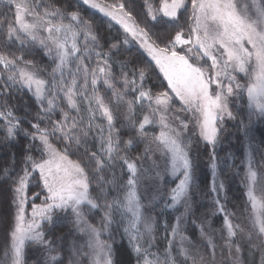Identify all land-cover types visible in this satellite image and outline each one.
I'll list each match as a JSON object with an SVG mask.
<instances>
[{
  "label": "snow or ice",
  "instance_id": "1",
  "mask_svg": "<svg viewBox=\"0 0 264 264\" xmlns=\"http://www.w3.org/2000/svg\"><path fill=\"white\" fill-rule=\"evenodd\" d=\"M82 5L97 9L120 25L126 34L123 41L111 43L104 52L94 22L59 0H0V143H11L21 133L30 141L21 170H3L11 181L15 215L0 264H27L26 245L46 251L45 264H64L61 252L45 234V225L54 224L58 213L70 214L76 230L85 237L84 244L70 254L68 264H80V257H87L89 264H114L112 245L102 239V233L117 216L128 222L124 231L137 264H214L216 245L203 227L206 253L194 246H190L191 251L186 248L184 242L189 238L183 235L179 250L170 242L163 260L149 251L153 225L138 195L143 172L136 161L151 159L157 152L165 158V172L179 179L171 190L169 206L184 204L187 214L193 163L190 144L183 135L192 123L194 134L198 130L200 139L211 146V191L218 197L224 190L223 181L216 183L215 146L225 118H236L229 107L230 98L246 96L249 123L253 116L264 118V0H161L158 9L149 6L151 19L166 24L174 34H150L122 0H82ZM128 35L155 62L167 81L166 89L157 93L145 90V69H139L137 85L135 72L129 79L124 65L120 77L123 86H117L111 56L113 50L129 43ZM37 50L51 61L50 70L32 58ZM66 75L70 79H65ZM101 80L111 90L116 109L124 107L127 123L121 127L132 133L126 140L116 124L118 112L99 95ZM25 91L38 106L34 117L27 119L30 128L22 127L25 120L8 104L13 93ZM58 99L66 101L76 115L58 104ZM145 102L150 115L138 119L137 106L143 109ZM82 104H86L87 120ZM57 109L60 117L53 119ZM97 112L107 121L106 126L95 122ZM176 113H184L185 118ZM174 120L179 124L173 126ZM42 121H47L43 127ZM147 125L158 126L159 134ZM139 142L145 145L144 154L133 159L129 150ZM81 149L84 151L78 159H70ZM35 153H39L38 158ZM116 168L121 169V177L127 172L126 180L117 178ZM105 172L112 178L107 179ZM93 181L96 195L90 192ZM31 185L34 188L30 189ZM246 185L249 225L234 224L220 199L214 201L226 229V235L221 232L222 250L226 248L233 264H238L246 239L253 257L258 252L259 264H264V164L258 173L251 157ZM112 192L116 194L109 198ZM86 209L103 212L99 227L89 222ZM181 223L178 217L171 230L173 237L179 235ZM238 234L239 242L234 239ZM252 264H256L255 259Z\"/></svg>",
  "mask_w": 264,
  "mask_h": 264
},
{
  "label": "rangeland",
  "instance_id": "2",
  "mask_svg": "<svg viewBox=\"0 0 264 264\" xmlns=\"http://www.w3.org/2000/svg\"><path fill=\"white\" fill-rule=\"evenodd\" d=\"M77 3H80V5L84 8H88L91 12H95L97 14H101L104 16L103 13L99 12L97 9H91L86 5H82V0H75ZM137 3H141L139 0H134ZM150 1V2H149ZM151 1L154 0H145V8L146 11L149 13V6L154 9H158L161 4V0H156L155 4H152ZM100 3H106L99 0ZM244 2V0H242ZM247 2H250V0H247ZM76 6V5H73ZM79 9L77 6L74 10ZM147 13V12H146ZM159 15L158 17H161ZM104 18L108 21V29L111 30V32L116 34V40L117 41H123L124 36L126 35L123 31V28L116 24L115 21H111L110 18L105 17ZM88 19V17H87ZM92 19V18H91ZM95 23V22H94ZM181 24H183V20H181ZM94 29L96 30L98 24H94ZM97 32V30H96ZM100 44L103 46V51L108 52L110 46H104L100 39V35L97 32ZM129 43L127 45H123L118 50H113L111 60H112V71L114 73V76L116 77V80L118 82L117 86L122 87V81L120 80L121 77V65H124L123 71L128 73L129 79L133 78V73L131 71V68L128 67L127 64H125L124 59L121 58L117 53L120 51L123 52V50H127L129 48L135 47L137 50H139L148 60V62L151 64L152 68L157 72L158 78L161 80L164 85H159V89H151V87L147 86L145 83V80L143 81V86L145 90H151L152 93H157L159 91H162L166 89L167 87V81L164 80L163 74L160 73L159 69L156 68L155 62L151 60V57L148 56L147 52L144 51V49L140 48V45L137 41L133 40L130 35H128ZM83 41L81 40V43ZM38 53H40L43 63L41 64L43 66H51V61L42 55V52L37 50ZM94 66V64H93ZM139 73V72H138ZM135 77L137 79V85L140 84L139 81V74L135 72ZM65 79H70V76L65 77ZM97 88L99 90V95L104 98V102L109 105V107L113 108V110H117L115 107V101L112 98L111 90L106 88V86L103 85L102 80L98 83ZM170 91V90H169ZM26 92V91H25ZM28 93V92H27ZM62 95V94H61ZM29 101L30 99L35 103L34 98L30 93H28ZM79 99V98H77ZM231 102L229 104V107L231 111L233 112V115L239 119V115L241 112H243V115L241 119H244V125L242 126V132L240 133V138H245V150L241 154V158L234 159L232 151L224 150L223 152L218 151V147H224V141L222 143V137L224 136V132L226 133L227 128L228 132L230 129V124L234 123V119H228L225 118L223 121V127L220 129L219 133V142L215 146V153L217 155L216 160V183L219 184L220 181H223L224 183V190L219 193V196L217 197L216 193H213L211 191V185H212V168H211V146L206 145L199 137L198 130L195 131V134L193 132V125L192 123H189V128L187 132L184 133L183 139L190 144L189 147V154L192 159L193 163V180H192V186L190 190V199H189V212L185 214V205L184 204H177L174 207L169 206L170 201V193L173 187H175L176 184L179 183V179L177 177H174L170 174V172H165V158L160 155L159 152L152 155L151 159L148 160H140L136 161L138 165H142V172L143 175L141 176L140 183L138 186V195L141 198V202L145 209V216L151 218V222L153 225V240H152V248L149 249L151 253L156 254L159 256L161 260H163V254L164 252L169 248V243L171 242L172 248L175 250H179L181 240L180 236H187L189 239L184 242V246L186 248H189L190 251L192 248L190 246H194L195 249H199L201 253H206L209 250L206 248V240L201 234V228L203 227L206 232L211 236L214 244L216 245V252L214 257V264H218V261L220 262L223 260H228V264H233V256L229 255L227 249L222 250V246L224 244V241L221 239V232L224 231V234L226 235V229H224L223 225V216L218 217V212L216 211V205L214 203L215 199L219 198L221 203L224 205L226 211L228 213H231V219L234 224L239 223L242 226L249 225L250 221L248 220V213L251 211L250 204L247 199V185H246V174H247V168H248V160L249 157L252 158L253 167L258 171L261 169V165L264 164V152H261L259 154H256L259 150V142L258 137L254 133L255 128L257 125H259L258 120L264 119L259 118L256 116H253L251 119V123L246 122V120H249V112L250 109H248L246 104V96L243 98H230ZM0 103H3L2 100H0ZM57 103L60 104L62 107L65 108V110L70 111L71 115H76L75 110H70L67 108L66 101L63 99H58ZM178 103V102H177ZM36 104V103H35ZM37 105V104H36ZM147 102H145V107L143 109H140L139 106H137V118L142 119L143 115L149 114V109L147 108ZM38 107V106H37ZM93 109H95V104L92 105ZM82 109V115H84L85 120L88 118V113L86 111V104L81 105ZM118 112V115H121L120 119L124 121V107L122 106L119 110L115 111ZM175 115H179L182 118H185L184 113H176ZM58 119L60 117V111L57 109L56 113L54 114L53 118ZM190 118V117H188ZM95 122L102 124L103 126H106L107 121L102 118L99 112L96 114ZM46 123V122H44ZM173 126H176L179 124L178 120L172 121ZM248 123V124H246ZM229 124V125H228ZM247 125L245 128L244 126ZM228 126V127H227ZM146 128L152 129L156 134H159V127L153 126V125H147ZM131 132V131H130ZM94 134V133H93ZM132 134V133H131ZM129 135L126 136L125 140L128 139ZM19 137L16 138L13 142L18 143L20 145V140H18ZM234 143H238L236 139H232ZM28 141V140H27ZM37 143H39L37 141ZM91 139L89 140V146H92ZM57 147H60L57 143H55ZM155 147V145H153ZM15 148V149H14ZM18 146H13L10 148L9 153L13 154V149L15 155L18 154L17 150ZM208 151H206V149ZM145 145L143 142H139L133 146L132 149L129 150V155L131 158L135 159L136 156L140 155L142 156L144 154ZM204 149V150H203ZM218 151V152H217ZM264 151V150H263ZM226 152V153H225ZM2 153V152H1ZM207 153V155H205ZM205 155V156H204ZM70 159H74L70 156ZM153 161H155V165L153 164ZM116 175L118 179L126 180L127 172L125 171L123 173V177H121V169L116 168ZM205 171V174L207 176V189L204 188L206 183L203 182L202 185L200 184V179L202 178V172ZM159 173V175H158ZM242 174V175H241ZM111 173H109L110 179ZM237 176V179H241L238 183V187L242 191L243 199L241 201V206L238 207L237 203L238 201H235L236 195L230 191V184L233 181V178ZM182 178V177H181ZM259 178V176H258ZM96 184V183H95ZM94 187V182L92 183V186L90 188V192L92 195H96V188L94 187V191H92V188ZM207 191V192H206ZM116 193L112 192L110 193L109 198L111 196H114ZM230 194L233 195V198L230 196ZM211 195V197H210ZM259 195V193H257ZM43 199V197L40 198V200L37 201V203H40V201ZM212 206L214 208H209V210H206V207ZM205 209V210H204ZM29 216L31 209H28ZM86 215L89 219V222L92 224H95L97 227L101 224V218L103 216V212L100 210H93L91 212H88L87 209ZM14 215L15 211L12 215V218L9 221L10 226L14 222ZM58 218L55 220L54 224H47L45 225V234L47 238V233L51 229L52 226H54L58 222H65L66 225H64V228H67L64 230L65 240L67 242V257L66 254L64 255V264H68V261L70 259V254L74 252L76 248L81 247L84 244L85 237L79 233L75 225L73 223V217L68 214L58 213ZM182 218V223L180 225L179 229V235H176L173 237L172 235V228L176 226L177 218ZM220 218V219H219ZM9 219V217H8ZM220 225L216 226L215 222H219ZM63 224V223H62ZM128 226V222L126 219L122 220L120 216H117L115 218V222L111 224L109 229L107 231H104L102 233V239L108 241L112 245V259L114 262V243L116 242V236L119 233L121 239H123L131 252L133 253L136 264H137V255L132 250V247L129 243L128 236L125 234V227ZM118 232V233H117ZM48 239V238H47ZM53 237L52 242H54V246L59 251V242L60 239H57ZM237 242H239V234L237 238ZM50 240V239H48ZM244 241L247 242L245 239ZM38 249L39 247L36 245L27 246L26 245V255L28 251H32L35 249ZM41 248H39L40 250ZM44 255V263L46 261L48 253L44 251L43 249L40 250ZM60 252V251H59ZM235 252V249L233 248V253ZM61 253H64V251H61ZM244 251L242 249L240 253V260L238 261V264H248L244 258ZM33 259L32 263H36V259L33 258L34 256H31ZM26 258V257H25ZM149 259H153V256H149ZM217 258V259H216ZM260 260V258H259ZM27 261V258H26ZM80 264H89V260L87 257H80L79 258ZM28 264V263H27ZM190 264V262H189ZM259 264V261L258 263Z\"/></svg>",
  "mask_w": 264,
  "mask_h": 264
},
{
  "label": "trees",
  "instance_id": "3",
  "mask_svg": "<svg viewBox=\"0 0 264 264\" xmlns=\"http://www.w3.org/2000/svg\"><path fill=\"white\" fill-rule=\"evenodd\" d=\"M101 1L106 2V3L121 2V0H101ZM139 1H141V3H137L134 0H122V2L126 3L128 10H130L133 13V16L137 19V22L140 23L141 26L146 27L150 31V34L165 33V32L174 34L173 29L168 28L166 24L154 22L151 19V17L148 15V11H146L145 0H139ZM151 2L152 4H155L156 0L151 1ZM59 3L65 7H69L71 10H74L77 6L79 8L77 10L81 11L82 15L85 18L88 17V19L95 22L94 24L97 23L98 26L96 30L99 33L100 39L102 43L104 44V46H110L111 43L115 42L117 36L115 33L111 32L110 29H108L109 23L104 18L103 15L97 14L95 12H91L88 8L82 7L80 3H77L75 0H59ZM73 5H76V6H73ZM160 19L161 17H157V20H160ZM153 38H155V35H153ZM117 55H119L121 58L124 59L125 61L124 63L127 64L128 67L131 68L132 72H137V74H139L138 73L139 69L144 68L145 71L148 73L147 77L145 78V83L147 86L151 87V89L158 90L159 85H164V83H162L161 80L158 78L157 72L152 68L147 58L139 50H137V48L132 47L127 50H123V52L119 51ZM32 58H34L38 64L40 65L44 64L43 63L44 61L40 53H38L37 51L35 53V56ZM28 97L29 96L27 92H21L19 94L13 93L12 98L9 99L8 101V104L10 108L12 109V111L18 117L25 120V123L22 125V127H25V128H30L29 124L27 123V119L33 118L35 115V112L38 109L37 105L31 99L29 101ZM242 116H244L243 112L240 113L239 119L235 118L234 123L230 124L231 130L228 132V128H227L226 133L224 132V136L222 137V143L224 141V147H221V146L218 147V151L220 153L223 152L224 150L232 151L235 160L238 154L239 155L237 158H241V154L245 150V141H244L245 138L243 139L240 138V133L242 132V126L244 125V119H241ZM120 117L121 115H118L116 124H117V127H120L122 139H125L127 135L129 136L131 135V132L127 127H121V125H126L127 122L125 120L123 121L122 119H120ZM53 119H55V117ZM44 122L47 123V121H42L41 122L42 127L46 124ZM246 122H249V120L247 119ZM258 122H259V125L256 126L255 131H254V133L258 137V142H259V150L256 154L264 152L263 151L264 150V119L258 120ZM0 135H2V133H0ZM18 137H19L18 140L22 139L20 141V145H18V143L16 142L0 143V261H2L3 259L4 249L8 242V231L10 228L9 221L12 218V215L15 211V208L11 203L12 201V192L10 190L11 181L8 180L3 175V170L8 169L9 173H12L13 169L16 172H19L21 170V168L23 167V160L25 157L26 146L30 142L29 139L23 135V133H21ZM232 139H236L238 143H234ZM53 142L57 143L60 146L58 141H53ZM12 145L15 147L18 146L17 155H15L14 153L15 148L13 149V154L9 153V151L7 152V150H10ZM205 149L206 151H208L207 148ZM83 151L84 150L81 149L79 154H73L70 156L75 159H78L79 156L83 154ZM35 155L37 156V158L39 157V153H35ZM205 155H207V153ZM13 160L15 161L14 164H13ZM104 175L107 179L109 178V172H105ZM201 176L202 178L200 179L201 180L200 184L202 185V183L205 182L206 185L204 188L207 189V183L209 181L207 182V176L205 174V171L202 172ZM111 178L112 176H110V179ZM240 180L241 179H237V176H235V178H233L232 183L230 184V191L231 193L233 192L236 195L235 201H238L236 202L238 207L241 206L240 203L243 199L242 191L238 187V183L240 182ZM93 182H94V187L96 188L95 181ZM94 187L92 188V191H94ZM31 188H34V185H31L30 189ZM230 196L233 198L232 194H230ZM209 208L212 209L213 207L212 206L206 207V210L207 209L209 210ZM213 211H214V208H213ZM219 216H223V214L218 212V217ZM219 219L217 220L219 221ZM215 224L216 226L220 225V221L215 222ZM64 225H66L65 222H58L54 226H52L51 229L47 233V238L50 239L51 241L53 240V237L60 239L59 251L60 252L64 251V253H61V254L63 257L66 254V257H67V254H68L66 252L67 242L65 240L66 236L64 235V230L67 228H64ZM52 243L54 245V242ZM250 247L251 246L248 244V242L244 241L243 246H242V249L244 251L243 258L248 264H252L253 259H255L256 263H258L260 254L257 252L255 257H253L252 252L249 250ZM40 250L39 248L38 249L36 248L35 250L27 252L26 258H27L28 264H33L32 263L33 259H31L32 258L31 256H34L33 258L36 259L37 264H45L44 255ZM114 264H136V260H135L133 253L127 246L126 242L123 239H121L119 233L117 234L116 242L114 243ZM218 264H228V260L226 259V260L221 261L220 259V262L218 261Z\"/></svg>",
  "mask_w": 264,
  "mask_h": 264
}]
</instances>
